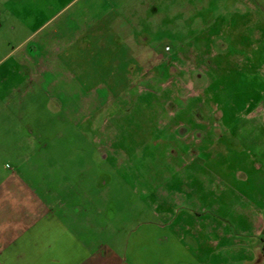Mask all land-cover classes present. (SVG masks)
Listing matches in <instances>:
<instances>
[{
  "label": "crops",
  "instance_id": "0c3cea01",
  "mask_svg": "<svg viewBox=\"0 0 264 264\" xmlns=\"http://www.w3.org/2000/svg\"><path fill=\"white\" fill-rule=\"evenodd\" d=\"M256 1L252 6L262 12L259 17L264 20V6L255 5ZM158 8L154 0H0V19H4L14 45H29L20 54L22 70L11 65L4 69L0 63V264H264V134L259 139L255 134L244 135L243 142L249 143L239 151L236 171L208 174L180 166L170 175L165 171L154 175L152 191L144 189L142 182L130 188L138 195V213H144L135 229L131 220L121 221L118 228L116 221L106 216L115 209L114 201L101 192V184L107 183L103 177L110 173L93 169L89 175L81 166L73 171L60 167L53 173L38 169V163L47 162L48 155L40 153L50 142L46 137L49 124L36 122L26 138H21L26 125L21 114L31 113L39 95L65 99L55 106L59 115L71 114L77 120L78 115L87 114L95 121L97 115L108 111L111 99L115 103L131 94L134 80L148 73V59L137 56L135 67L139 69L130 63L129 69L120 73L86 69L110 66L109 60L95 59L100 51L110 54L108 45H144L149 20L164 16ZM247 8L238 16L257 19ZM238 16L231 17L236 22L230 26L228 19L219 30L209 33L215 17L206 14L208 45L215 41V45H261L264 32L255 27V20H247V28L239 27ZM125 48L123 55L132 61ZM95 72L102 74L99 81L109 85L86 87L84 83L92 81ZM11 74H17L20 82L28 81L32 91L22 90ZM112 82L124 86L117 88ZM254 111L264 113V104H257ZM5 114L16 115L18 122L4 123ZM102 123L105 126L108 121ZM6 130L13 131V138ZM112 142L104 140L109 146L106 153L97 149L90 156L93 165L107 159L117 163L118 150ZM24 145L34 150H24V155ZM204 147L211 150L213 144ZM209 150L207 161H213L217 156ZM187 152L195 154L191 149ZM227 158L228 154L222 155L221 161L229 162ZM49 161L56 160L50 156ZM22 163H28V173L21 172ZM86 178L91 180L88 184ZM214 184L219 201L215 208ZM103 202L108 204V214ZM149 212L154 230L148 228Z\"/></svg>",
  "mask_w": 264,
  "mask_h": 264
},
{
  "label": "rangeland",
  "instance_id": "374dc122",
  "mask_svg": "<svg viewBox=\"0 0 264 264\" xmlns=\"http://www.w3.org/2000/svg\"><path fill=\"white\" fill-rule=\"evenodd\" d=\"M154 3L164 16L149 20L144 45H108L110 54L100 51L95 59L109 60L110 66L94 65L86 69L88 72L109 69L120 73L129 69L130 63L134 69H139L135 67L137 56L145 61L148 59V73L134 80L131 94L116 99V105L111 99L108 111L97 115L95 121L87 114L78 115L76 120L71 114L55 113L56 104L65 99L45 98L44 94L38 96V105L31 107L30 114H21V122L26 123L20 131L21 138H26L36 122H46L50 126L46 133L50 142L42 147V153L41 146L36 145L38 153L48 155L47 162L38 163L40 171L53 173L60 167L73 171L81 166L88 174L93 169L110 173L109 177H103L107 183L101 184V192L114 201V212L106 215L108 204H101L106 209L105 215L116 221L118 228L121 221L131 220L135 229L138 220L144 218V213L143 216L138 213V195L130 192V188L141 185L139 182L144 189L152 191L156 187L154 175L162 171L170 175L180 166L208 174L236 171L239 151L249 143L243 142L244 135L248 138L255 134L259 139L264 134V113L254 111L257 104H264V34L261 45H215L217 41L208 45L210 41L205 33L206 14L215 17L212 19L215 24L209 25L210 33L219 30L222 22L248 9L247 5L257 19L239 15L238 26L245 27L247 20H255V27L264 32V20L259 17L261 11L252 6L253 0H154ZM256 4L264 6V0H257ZM0 21V63L3 62L4 69L11 65L14 70H22L20 54L29 45H14L4 19ZM232 21L236 22L232 18L229 26ZM125 47L128 56H133L132 61L123 55ZM226 54L228 58L223 57ZM92 76V81L84 83L86 87L97 89L100 85H109V82L99 81L102 74L95 72ZM10 78H15L13 82L22 86V90L32 91L28 81L20 82L17 74H11ZM110 84H116L117 88L124 86L121 82ZM5 87L7 94L8 86ZM2 118L6 124L18 122L13 114H5ZM104 119L108 121L105 126L102 125ZM58 129L60 132L56 133ZM12 132L5 131L10 138H13ZM14 137H19L17 130ZM107 139L116 143L113 148L118 150L117 163H109L107 159L93 165L90 156L96 154L97 149L106 153L109 146L103 143ZM118 143L123 146H117ZM205 144H213V147L206 150ZM187 149L195 154L189 156ZM24 150L30 153L34 148L22 146L21 152L26 155ZM208 150L217 156L213 161H207ZM225 154H228L229 162L225 161L228 169L221 161ZM50 156L55 163L49 161ZM20 170L28 173V163H22ZM84 181L88 184L91 180ZM211 195L213 208L218 207L215 184ZM147 217L151 220L148 228L154 230L152 213Z\"/></svg>",
  "mask_w": 264,
  "mask_h": 264
}]
</instances>
